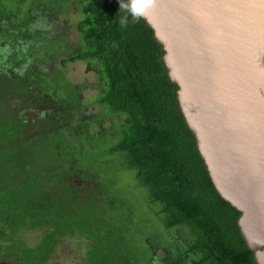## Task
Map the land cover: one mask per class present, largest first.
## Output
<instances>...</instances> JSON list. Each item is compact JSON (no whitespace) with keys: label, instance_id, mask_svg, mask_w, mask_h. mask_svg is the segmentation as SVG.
Returning <instances> with one entry per match:
<instances>
[{"label":"trees","instance_id":"trees-1","mask_svg":"<svg viewBox=\"0 0 264 264\" xmlns=\"http://www.w3.org/2000/svg\"><path fill=\"white\" fill-rule=\"evenodd\" d=\"M77 2L80 41L68 44L48 21L64 13L50 0H0V260L48 264L62 240L84 238L81 264H258L155 31L145 19L121 28L119 0ZM76 62L94 75L89 104V84L64 70ZM107 169L134 173L154 217L145 239ZM25 229L44 231L37 245L17 239Z\"/></svg>","mask_w":264,"mask_h":264},{"label":"water","instance_id":"water-1","mask_svg":"<svg viewBox=\"0 0 264 264\" xmlns=\"http://www.w3.org/2000/svg\"><path fill=\"white\" fill-rule=\"evenodd\" d=\"M144 19L211 178L264 264V0H157Z\"/></svg>","mask_w":264,"mask_h":264},{"label":"rangeland","instance_id":"rangeland-1","mask_svg":"<svg viewBox=\"0 0 264 264\" xmlns=\"http://www.w3.org/2000/svg\"><path fill=\"white\" fill-rule=\"evenodd\" d=\"M51 4L58 7L60 13L58 17L48 18V21L53 23L55 29H57L61 35L65 38L68 44H73L74 42L80 41V36L77 30V23L82 18V14L79 9V4L77 0H70V3L65 6V0H50ZM31 3V0H24L22 5L23 8H27ZM66 11V12H65ZM54 65L60 66L57 62L49 68L47 71H51ZM68 77L76 84H89L88 89L83 92L86 104H89L94 93L91 91L94 82L93 73L89 72L88 66L85 62L69 63L64 69ZM90 113L97 112L94 107H88ZM108 174L114 177V182L116 187L124 196L129 197L132 205L135 207V216L138 220L136 228V237L139 240L145 239L150 233L154 231L155 224L153 215L147 211V206L144 199L138 193L137 181L135 175L130 171L112 170L107 169ZM83 185L81 182H77ZM98 187V185L93 184L92 187ZM44 235L43 230H32L25 229L22 230L17 239L23 241L26 245L33 247L37 245ZM89 243L84 238H68L64 239L58 245L53 259L48 264H81L85 259L86 252L88 250ZM0 264H21L14 259L11 260H0Z\"/></svg>","mask_w":264,"mask_h":264},{"label":"clouds","instance_id":"clouds-1","mask_svg":"<svg viewBox=\"0 0 264 264\" xmlns=\"http://www.w3.org/2000/svg\"><path fill=\"white\" fill-rule=\"evenodd\" d=\"M156 4L157 0H119V11L124 13L119 20L121 28H126L130 19L132 23H139L150 17Z\"/></svg>","mask_w":264,"mask_h":264}]
</instances>
